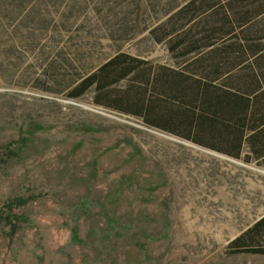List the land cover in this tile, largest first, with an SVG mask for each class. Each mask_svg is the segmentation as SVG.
Masks as SVG:
<instances>
[{"label": "rangeland", "instance_id": "1", "mask_svg": "<svg viewBox=\"0 0 264 264\" xmlns=\"http://www.w3.org/2000/svg\"><path fill=\"white\" fill-rule=\"evenodd\" d=\"M166 1L0 0V264H264L230 248L263 168L69 97L118 53L171 64Z\"/></svg>", "mask_w": 264, "mask_h": 264}, {"label": "trees", "instance_id": "2", "mask_svg": "<svg viewBox=\"0 0 264 264\" xmlns=\"http://www.w3.org/2000/svg\"><path fill=\"white\" fill-rule=\"evenodd\" d=\"M161 9L147 10V39L171 64L118 53L69 97L93 91L99 106L264 169V0H167ZM230 248L264 256V216Z\"/></svg>", "mask_w": 264, "mask_h": 264}, {"label": "water", "instance_id": "3", "mask_svg": "<svg viewBox=\"0 0 264 264\" xmlns=\"http://www.w3.org/2000/svg\"><path fill=\"white\" fill-rule=\"evenodd\" d=\"M200 148V147H199ZM206 150V149H205ZM211 152V151H210ZM214 154H216V155H219V156H221V157H223V158H225V159H227V160H232V161H234V159H231V158H229V157H226V156H223V155H220V154H217V153H215V152H213Z\"/></svg>", "mask_w": 264, "mask_h": 264}]
</instances>
